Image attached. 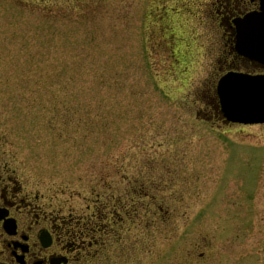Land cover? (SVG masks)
<instances>
[{
    "label": "rangeland",
    "instance_id": "rangeland-1",
    "mask_svg": "<svg viewBox=\"0 0 264 264\" xmlns=\"http://www.w3.org/2000/svg\"><path fill=\"white\" fill-rule=\"evenodd\" d=\"M165 1L0 0V152L74 218L118 189L108 264H264V125L213 118L226 67Z\"/></svg>",
    "mask_w": 264,
    "mask_h": 264
},
{
    "label": "flooded vegetation",
    "instance_id": "flooded-vegetation-1",
    "mask_svg": "<svg viewBox=\"0 0 264 264\" xmlns=\"http://www.w3.org/2000/svg\"><path fill=\"white\" fill-rule=\"evenodd\" d=\"M260 5V0H213L197 16L205 20L200 23L201 38L218 40L215 61L224 64L225 72L264 75V65L238 52L234 22L259 11ZM213 91L210 88L211 98H215ZM215 112L222 120L219 110ZM141 193L145 203L148 192L144 184ZM98 202L94 209L88 205L82 210V216L71 217L47 200L35 177L22 174L0 152V264H56L58 260L57 264H108L116 242L107 244L105 238L116 235L113 209L117 205L110 200Z\"/></svg>",
    "mask_w": 264,
    "mask_h": 264
},
{
    "label": "water",
    "instance_id": "water-1",
    "mask_svg": "<svg viewBox=\"0 0 264 264\" xmlns=\"http://www.w3.org/2000/svg\"><path fill=\"white\" fill-rule=\"evenodd\" d=\"M248 84L247 82L245 86L241 87L242 95L237 97L236 101L231 102L232 107L229 110L235 117L233 121L245 123L264 122V98L258 96L244 97L248 92Z\"/></svg>",
    "mask_w": 264,
    "mask_h": 264
}]
</instances>
